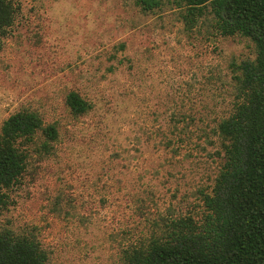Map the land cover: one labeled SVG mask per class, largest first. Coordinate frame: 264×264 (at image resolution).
Returning a JSON list of instances; mask_svg holds the SVG:
<instances>
[{"label": "rangeland", "instance_id": "374dc122", "mask_svg": "<svg viewBox=\"0 0 264 264\" xmlns=\"http://www.w3.org/2000/svg\"><path fill=\"white\" fill-rule=\"evenodd\" d=\"M0 35V124L25 108L57 137L0 188V230L32 234L46 264H123L161 217H199L222 161L213 132L238 102L234 64L252 42L192 26L176 2L11 0ZM90 107L78 116L64 99Z\"/></svg>", "mask_w": 264, "mask_h": 264}, {"label": "trees", "instance_id": "16d2710c", "mask_svg": "<svg viewBox=\"0 0 264 264\" xmlns=\"http://www.w3.org/2000/svg\"><path fill=\"white\" fill-rule=\"evenodd\" d=\"M176 2L186 26L204 12L221 36L248 38L252 59L234 64L236 98L232 111L213 132L222 161L208 192H202L199 217H161L140 244L123 251V264H264V0H133L142 12ZM11 0H0V35L14 19ZM73 116L89 103L77 92L65 95ZM57 132L38 113L19 109L0 124V188H9L25 171L32 154L52 150ZM47 254L32 235L0 230V264H46Z\"/></svg>", "mask_w": 264, "mask_h": 264}]
</instances>
